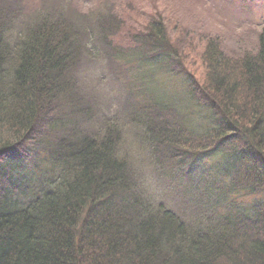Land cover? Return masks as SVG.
Listing matches in <instances>:
<instances>
[{
    "label": "trees",
    "instance_id": "obj_1",
    "mask_svg": "<svg viewBox=\"0 0 264 264\" xmlns=\"http://www.w3.org/2000/svg\"><path fill=\"white\" fill-rule=\"evenodd\" d=\"M21 1L0 0V264H264V206L191 227L136 193L113 124L79 128L88 103L77 94L80 60L100 52L125 66L158 61L153 68L164 71L177 52L163 29L133 36V48L112 55L107 37L122 26L109 2L81 14L56 2L26 13ZM257 45L254 55L228 57L207 44L205 81L188 92L199 125L187 114L175 124L173 101L142 91L136 102L154 157L228 154L205 194L264 191V28ZM27 144L43 147L48 169L37 178L7 166Z\"/></svg>",
    "mask_w": 264,
    "mask_h": 264
},
{
    "label": "rangeland",
    "instance_id": "obj_2",
    "mask_svg": "<svg viewBox=\"0 0 264 264\" xmlns=\"http://www.w3.org/2000/svg\"><path fill=\"white\" fill-rule=\"evenodd\" d=\"M21 2L23 12L26 13H32L42 5L56 2L60 5L67 3V9L76 10L81 14L96 11L97 7L109 2V9L112 11L110 15L119 19L122 26L119 36L107 37V41H111L112 55L118 51L129 50L130 46L133 48V36L144 37L153 33L155 27L163 29L170 47L177 52V55L171 56L173 61L170 66H164V71H156L153 68L158 61L149 60L142 66H125L118 58L106 60L100 52L94 53L90 59L80 60L81 67L78 70L77 94L81 95L83 101L88 102L87 107L80 109L85 118L79 128H82L83 132L91 133L107 131L108 125H114L120 132L119 148L123 149L121 154L127 160L129 173L132 172L136 193H141L145 202L154 203L156 208H161L162 205L165 210L173 212L175 217L191 227L199 224L208 226L216 218L230 214V211L245 213L251 204L264 206V191L249 195L235 188L226 189L222 193L212 188L205 194V190L217 179L213 171L229 162L224 157L228 155L225 151H202L180 162H174L168 152L163 153L165 161L162 157H154L151 154L152 146L148 143L149 149L144 144L149 127L145 108L142 104H136L143 91V94L151 95L159 101L175 102L174 107L177 108L178 115L171 120L180 119L182 115L187 114L185 116L189 117L188 120L198 124L189 116L191 114L198 119L194 115L195 110L190 106L188 92H196V87H202L205 81L207 69L203 54L207 44L212 42L213 45H218L228 57L254 55L258 49L259 33L264 28V0ZM135 107L137 112L134 113ZM140 117L144 121L143 126H137ZM178 121L176 120L175 124L181 125ZM46 143L47 141H43L41 144ZM29 146L35 147L29 144L24 146L27 147L26 154L13 152L7 166L22 169L30 174L35 171L32 175L37 178L41 174L40 170H47L48 165L41 160L43 147H39V144L35 148H28ZM193 151L195 150L190 149L185 154ZM223 179L225 178L222 177L218 182L227 185L229 182ZM205 182H209L205 184L206 187Z\"/></svg>",
    "mask_w": 264,
    "mask_h": 264
}]
</instances>
